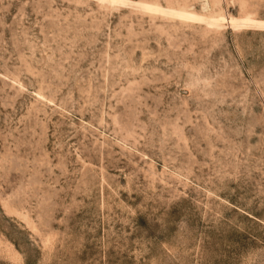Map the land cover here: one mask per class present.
I'll return each instance as SVG.
<instances>
[{
  "label": "rangeland",
  "instance_id": "1",
  "mask_svg": "<svg viewBox=\"0 0 264 264\" xmlns=\"http://www.w3.org/2000/svg\"><path fill=\"white\" fill-rule=\"evenodd\" d=\"M0 264H264V0H0Z\"/></svg>",
  "mask_w": 264,
  "mask_h": 264
}]
</instances>
